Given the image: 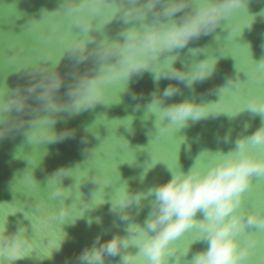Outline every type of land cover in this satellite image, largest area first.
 <instances>
[{"label": "clouds", "instance_id": "obj_1", "mask_svg": "<svg viewBox=\"0 0 264 264\" xmlns=\"http://www.w3.org/2000/svg\"><path fill=\"white\" fill-rule=\"evenodd\" d=\"M250 3L251 0H60L55 9L42 8L38 18L28 19L24 32L33 48L26 50L27 46L20 44L13 57L19 61L16 73L26 77V82L15 88H10L6 80L0 82V140L19 131L33 145L74 137L76 129L57 131V123L100 104L119 105L125 94L139 99L131 93V85L145 73L150 74L155 87L149 102L143 105V119L154 117L152 130L156 135L171 134L180 140L174 159L160 161L166 165L169 179L139 189L123 180L115 190L110 211L124 225L122 233L117 231L103 239L108 229L102 230L91 245L63 264H111L113 260L115 264H257L253 256L264 242V204L250 207L248 200L254 183L264 180V58L254 61L251 57V67L246 71L236 64L237 73L244 72L248 78L241 80L237 75L235 83L232 78L226 84L234 89L235 109L221 110L216 101L195 97L168 102L183 95L181 84L191 90L216 71L219 57L207 46L189 48L190 42L221 26L227 35L217 34L215 40L219 44L236 42L258 18H264V9L249 12ZM113 25L118 26L114 33ZM244 46L249 51L250 45ZM186 48L190 62L181 61V52ZM202 54L204 58L197 59ZM65 59L69 66L62 71ZM162 80L174 83L161 91ZM246 84L251 87L246 88ZM140 107L135 105L134 111ZM245 111L260 118L259 127L249 131L251 123L244 122L234 140L229 127L222 137H217L233 145L229 150L203 149L190 167H183L179 158L181 145L187 144L190 151L191 144L187 136L178 133L201 120L220 115L232 120ZM135 118L128 115L117 120L130 127ZM92 125L85 127L87 133ZM39 158L40 155L28 162L35 166ZM156 164L130 179L143 185ZM69 175L73 176L72 167L58 169L49 178L52 184L46 194H41L34 178L31 187L40 197L37 214H24L14 230L9 229V217L0 220V264L54 260L70 239L69 233L64 231L62 242L37 258L32 230L39 218L72 225L84 219L88 227L103 224L100 216H86L102 205L91 199L84 213L72 211L73 202L84 197L80 187L73 190L76 181L71 187L63 186L62 178ZM70 197L74 200L69 205L66 201ZM145 207L148 213L142 223L138 222L136 218ZM113 226L119 228L115 221ZM197 244L202 247L194 250Z\"/></svg>", "mask_w": 264, "mask_h": 264}, {"label": "water", "instance_id": "obj_2", "mask_svg": "<svg viewBox=\"0 0 264 264\" xmlns=\"http://www.w3.org/2000/svg\"><path fill=\"white\" fill-rule=\"evenodd\" d=\"M59 3L60 0H0V82L6 80L10 88L26 82V77L16 73L18 59H13L20 50V44L26 45V50L33 48L31 39L24 32L26 22L32 16L38 18L42 8L53 10ZM261 9H264V0H251L249 12L255 13ZM117 28V25H113L112 32L114 33ZM217 34L224 36L227 32L221 26L215 32L201 36L188 45L189 48L207 46L212 54L219 57L215 73L211 78L196 83L191 90L181 84L183 95L173 97L169 103L185 97H195L197 100L216 101L217 108L221 110L235 109L232 95L234 89L226 84L232 78L235 83L237 75L241 80L248 78L244 72L237 73L236 64L238 68L246 71L251 67V57L254 61L264 58V18H258L250 30L246 29L242 36L236 38V42L219 44L214 38ZM244 45H250L249 51ZM203 58L204 54L197 57ZM185 59L188 62L192 59L187 48L181 52V61ZM181 61L177 62L178 67ZM68 66V60L65 59L61 64L62 71H67ZM169 83L174 82L162 80L159 85L161 91ZM154 87L150 74L145 73L142 79L134 80L131 85V93L137 94L139 99L133 100L130 94H125L123 103L119 105L100 104L71 119L62 120L56 125L57 131L71 128L76 129V133L74 137L61 142L33 145L28 142L23 131L14 132L0 140V220L9 217L10 230L17 227V221L23 219L24 214L29 217L37 214L36 206L40 197L31 187L35 183L34 178L38 182L41 194H46L48 186L52 184L49 178L62 167L73 168V176L62 178L63 186L71 187L76 181L73 190L80 187L84 197L74 202V197H70L66 201L69 205L73 202L72 211L75 214L86 211L89 199L95 201L97 205L102 204L86 213V216L102 217L103 224L100 226L93 223L88 227L84 219L72 225L48 217L39 218L32 230L35 257L39 258L42 253L60 244L64 231L70 236V239L64 242L62 250L56 253L54 260H44L40 264H63L65 260L75 258L85 247L91 245L104 229L108 231L103 239H109L117 231L122 233L124 225L110 211L111 198L121 181L128 180L130 187L139 189L169 179L166 165L160 161L174 159L179 151L180 140L171 134H166L165 137L156 135L152 130L154 117L143 119L145 111L143 105L149 102ZM222 87L219 98V89ZM247 87L251 85L246 84ZM63 91L64 89H61V93ZM137 104L141 107L134 111ZM128 115L136 117L131 126L121 125L124 122L117 119H124ZM246 121L252 125L249 131L255 130L261 122L258 116L253 117L245 111L232 120L226 115H220L217 118L201 120L183 129L177 135L187 136L191 150H187V144L181 145L180 163L187 169L193 163L194 157L203 149L229 150L233 145L218 141L217 137H222L231 127L234 140ZM88 125H92L89 133L85 131ZM39 155L37 165L33 166L28 162L35 160ZM154 164L156 165L149 171L143 185L136 179H130L138 177L145 167ZM255 204H264V180H257L249 191L248 206ZM147 213L148 208L145 207L136 218L137 221L142 223ZM114 221L119 228L113 226ZM200 247H202L200 244L194 245V250ZM253 259L257 264H264V242L258 245ZM19 264L36 262L29 259L20 261ZM111 264H115V260L111 261Z\"/></svg>", "mask_w": 264, "mask_h": 264}]
</instances>
